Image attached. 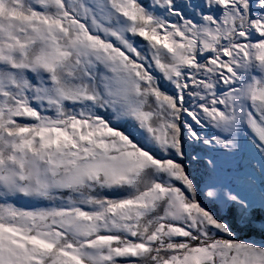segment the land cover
<instances>
[{
  "label": "snow or ice",
  "instance_id": "1",
  "mask_svg": "<svg viewBox=\"0 0 264 264\" xmlns=\"http://www.w3.org/2000/svg\"><path fill=\"white\" fill-rule=\"evenodd\" d=\"M0 264H264V0H0Z\"/></svg>",
  "mask_w": 264,
  "mask_h": 264
}]
</instances>
